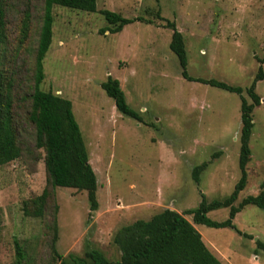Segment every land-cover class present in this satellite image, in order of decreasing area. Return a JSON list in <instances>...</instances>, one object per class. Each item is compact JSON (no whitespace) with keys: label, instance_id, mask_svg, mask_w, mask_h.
Segmentation results:
<instances>
[{"label":"rangeland","instance_id":"rangeland-1","mask_svg":"<svg viewBox=\"0 0 264 264\" xmlns=\"http://www.w3.org/2000/svg\"><path fill=\"white\" fill-rule=\"evenodd\" d=\"M5 3L7 42L0 68L15 80L21 154L0 165V264H14V239L24 252L22 264H56L53 217L57 252L83 256L97 249L115 261L120 253L112 236L119 227L164 208L183 214L197 207L202 194L207 201L230 194L240 176V95L183 78L169 48L167 20L183 36L189 76L240 86L249 102L245 90L262 68L263 79L255 82L260 105L252 113L246 185L234 205L264 190V0H96L93 13L53 7L40 88L71 101L96 176L95 211L89 210L85 191L47 184L44 151L35 145L34 127L26 118L43 0ZM102 9L144 21L116 33L100 32L107 26ZM108 75L118 80L141 122L116 110L101 88ZM202 162L207 165L196 184L191 170ZM45 188L43 216L25 215L24 202ZM228 212L221 207L207 216L221 221ZM184 217L191 222V216ZM232 221L241 233L194 227L222 264H264V251L255 243L264 242V209L246 205Z\"/></svg>","mask_w":264,"mask_h":264},{"label":"trees","instance_id":"trees-1","mask_svg":"<svg viewBox=\"0 0 264 264\" xmlns=\"http://www.w3.org/2000/svg\"><path fill=\"white\" fill-rule=\"evenodd\" d=\"M5 4V0H0V51L7 42ZM55 5L87 13L96 11V0H43L41 26L34 55L32 86L28 95L29 108L26 112V118L34 127L35 145L44 151L47 184L52 188L70 187L77 191H85L89 210L95 211L97 209L96 176L89 163L86 145L74 118L71 101L54 94L50 90L45 91L40 88L44 79L43 59L51 43L52 9ZM99 13L107 23V26L102 28L100 32L116 33L121 31L126 24L136 20L144 21L143 18L138 17L126 18L107 9H102ZM165 25L172 29L169 48L178 59L183 78L240 95L238 150L240 176L230 194L223 199L207 201L202 194V199L197 207L187 209L183 214L164 208L147 220L138 219L119 227L112 236V243L120 253L119 258L115 261L109 260L97 249L86 250L83 256L72 253L63 256L57 252L55 249L57 221L56 217H53L51 251L58 264H222L205 245L194 225L230 228L241 233L232 221L236 213L246 205H254L264 209V190L259 191L256 195H247L237 205H234L240 191L246 185V164L251 154L249 140L253 129L252 113L254 108L260 105V96L255 92V82L263 79L262 68H258L252 84L245 90L250 99L249 102L241 95L243 89L240 86L229 85L215 79L193 78L188 75L186 70L185 45L181 32L176 29L173 21L167 20ZM26 31L27 22L23 23L21 39L26 37ZM261 62H264V57ZM14 84L13 76L5 74L0 68V165L19 158L21 154L15 121ZM101 88L107 96L112 98L114 106L120 114L138 122L142 121L139 112L127 104L117 79L108 75L105 81L101 83ZM206 165L207 162H202L193 166L191 176L196 184L199 183L200 173ZM47 198L48 192L45 188L41 194L24 202V214L42 217ZM221 207H228L229 209L226 219L215 221L207 216L209 211ZM184 214L191 216V222L184 217ZM255 243L256 249L264 251V242L256 240ZM14 245V264H22L23 249L16 239H14Z\"/></svg>","mask_w":264,"mask_h":264},{"label":"water","instance_id":"water-1","mask_svg":"<svg viewBox=\"0 0 264 264\" xmlns=\"http://www.w3.org/2000/svg\"><path fill=\"white\" fill-rule=\"evenodd\" d=\"M119 264H121V263H119Z\"/></svg>","mask_w":264,"mask_h":264}]
</instances>
